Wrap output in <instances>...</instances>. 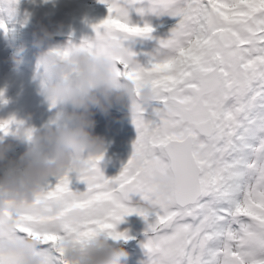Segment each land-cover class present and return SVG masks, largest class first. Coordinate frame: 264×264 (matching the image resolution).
<instances>
[{
    "label": "snow or ice",
    "instance_id": "obj_1",
    "mask_svg": "<svg viewBox=\"0 0 264 264\" xmlns=\"http://www.w3.org/2000/svg\"><path fill=\"white\" fill-rule=\"evenodd\" d=\"M104 2L108 15L81 45L119 47L117 72L149 79L156 103L133 104L138 136L118 175L106 176L97 164L80 177L84 191L60 176L19 207L17 231L55 242L64 257L65 239L102 231L127 239L116 230L125 214L147 220L154 213L144 241L147 264H264V0H147L136 7L142 16L179 20L146 63L123 43L152 35L148 20L135 22L129 13L141 0ZM7 123L0 121V129L7 131ZM163 169L179 179L167 197H158L152 178ZM132 193L145 204L127 203ZM52 201L60 205L55 214ZM0 264L15 261L0 255Z\"/></svg>",
    "mask_w": 264,
    "mask_h": 264
},
{
    "label": "clouds",
    "instance_id": "obj_2",
    "mask_svg": "<svg viewBox=\"0 0 264 264\" xmlns=\"http://www.w3.org/2000/svg\"><path fill=\"white\" fill-rule=\"evenodd\" d=\"M35 35L34 43L42 50L33 78L55 111L39 127L15 117L0 119L8 121L7 131L0 129V214L5 217L0 222V255L12 257L15 264H48L45 251L38 248L43 240L17 231L19 207L36 200L50 177L75 173L80 179L104 159L109 140L95 131L96 112L108 114L115 105L131 110L136 102L152 104L158 95L149 79L137 81L117 72L119 47L105 51L53 42L56 33L43 25ZM22 51L13 56L17 67ZM17 143L25 148L13 155ZM178 179L174 170H161L152 178L154 193L167 197ZM59 206L52 201L50 211L55 214ZM118 241L108 231L83 240L68 238L63 241L64 259L68 264H127L130 253Z\"/></svg>",
    "mask_w": 264,
    "mask_h": 264
},
{
    "label": "rangeland",
    "instance_id": "obj_3",
    "mask_svg": "<svg viewBox=\"0 0 264 264\" xmlns=\"http://www.w3.org/2000/svg\"><path fill=\"white\" fill-rule=\"evenodd\" d=\"M46 2H48L49 11L45 10L41 14V17H45L46 20H37L36 23L38 29L43 25L56 33L53 42L66 43L71 41L74 44H81L85 38H92L96 35L93 25L108 15V5L104 0H46ZM162 15L156 16L162 17ZM130 16L135 22H138L131 14ZM178 20L179 17L168 14L161 21L152 24L153 32L150 37L134 36L126 39L123 43L136 54L135 59L146 63L149 58L148 53L153 52L159 46L160 39H166L171 35V29L178 23ZM2 65V71L7 69L5 62H2ZM118 66H120L119 62ZM31 88L32 90L28 92L30 99L27 98L30 111H27L24 120L39 127L49 119L55 109L50 108L45 101L42 104L43 96L38 87ZM1 100L4 99L1 98ZM40 106H43V109H39ZM39 112L43 114L37 117ZM19 118L17 120H20ZM95 118L97 121L95 131L105 135L109 140L108 151L104 159L100 161V168L106 176L114 177L119 174L129 159L133 151L134 141L138 136V130L133 123L131 110L121 105L113 106L108 114L97 111ZM24 148L25 145L17 143L11 154L19 155ZM69 177V186L74 191L87 189V181L79 179L75 173H69ZM58 180V176L50 177L48 186H54ZM130 196L131 199L127 203L131 206H137L138 203L145 204L139 193H132ZM154 218V213H150L146 220L139 213L132 212L125 214L124 218L116 224V230L125 232L128 237L127 239L121 237L118 241L130 253L125 258L127 264H147L149 257L144 247V241L152 234L146 229L149 222ZM19 234L28 236L22 231ZM38 248L45 251L48 256V264H65L64 257L59 252L55 242L43 241L38 245Z\"/></svg>",
    "mask_w": 264,
    "mask_h": 264
},
{
    "label": "bare ground",
    "instance_id": "obj_4",
    "mask_svg": "<svg viewBox=\"0 0 264 264\" xmlns=\"http://www.w3.org/2000/svg\"><path fill=\"white\" fill-rule=\"evenodd\" d=\"M10 20L13 21V20H14V17H11ZM2 36H4V35L2 34ZM21 110H22V114L24 115V111L27 110V104H24V105H22V106L20 107L18 115L20 114ZM19 119H20V120L23 119V116L20 115V118H19Z\"/></svg>",
    "mask_w": 264,
    "mask_h": 264
}]
</instances>
